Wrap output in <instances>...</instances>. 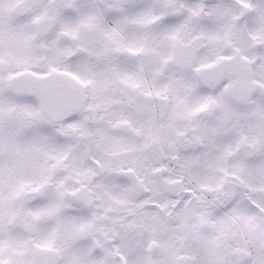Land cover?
<instances>
[{
	"label": "snow or ice",
	"instance_id": "snow-or-ice-1",
	"mask_svg": "<svg viewBox=\"0 0 264 264\" xmlns=\"http://www.w3.org/2000/svg\"><path fill=\"white\" fill-rule=\"evenodd\" d=\"M0 264H264V0H0Z\"/></svg>",
	"mask_w": 264,
	"mask_h": 264
}]
</instances>
